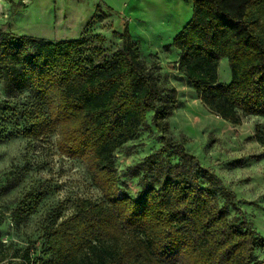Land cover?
Instances as JSON below:
<instances>
[{
	"label": "trees",
	"instance_id": "16d2710c",
	"mask_svg": "<svg viewBox=\"0 0 264 264\" xmlns=\"http://www.w3.org/2000/svg\"><path fill=\"white\" fill-rule=\"evenodd\" d=\"M192 1L193 14L171 43L176 69L227 123L240 124L243 113L264 117V0ZM119 37L121 45L98 62L88 36L52 41L0 29L2 89L10 97L27 93L24 104H0L20 117L12 135L39 141L55 134L58 152L85 162L101 191L99 201L77 198L70 216L60 219L55 211L43 229L44 264H264L255 252L264 248V235L244 217L234 193L183 140L169 136L176 88L159 84L126 27ZM222 58L228 83L219 81ZM149 113L164 144L137 164L143 190L131 198L120 194L114 156L138 137ZM162 154L177 161L153 163ZM150 171L156 185L146 181ZM17 184L8 177L0 193ZM219 196L236 210L233 219ZM40 198L23 195L13 211L16 224ZM11 260L36 264L29 248Z\"/></svg>",
	"mask_w": 264,
	"mask_h": 264
},
{
	"label": "rangeland",
	"instance_id": "374dc122",
	"mask_svg": "<svg viewBox=\"0 0 264 264\" xmlns=\"http://www.w3.org/2000/svg\"><path fill=\"white\" fill-rule=\"evenodd\" d=\"M0 1L11 6L5 18L7 26L13 22L16 25L32 22L31 29L53 41L88 36L95 46L98 62L121 45L119 34L126 27L138 43L141 57L158 73L159 84L176 88L177 102L168 119L169 136L172 140H183L185 149L218 175L234 193L244 217L259 235H264V117L243 113L240 124L227 123L202 104L175 66L179 55L171 44L172 39L191 18L192 0ZM24 6L29 11L21 14L18 10ZM44 22L52 24L51 27H43ZM218 68L219 81L228 83L231 74L227 58L220 60ZM26 95L23 92L10 97L0 84V104H24ZM12 113L0 110V188L8 177L18 179L17 185L0 193V264H8L26 248L36 264H44L43 229L55 211L60 210V219L70 216L77 198L99 201L101 191L93 184L85 162L58 152L55 134L39 141L12 135L16 120L20 119L18 114L13 118ZM4 115H7L5 119ZM151 116L149 113L138 137L119 148L114 156L120 194L126 193L131 198L143 190L144 171L137 164L164 144L161 131L151 124ZM161 158L172 164L177 161L175 155L162 154L153 163ZM155 179L156 174L150 171L146 181L156 185ZM201 183L206 184L204 178ZM27 192L40 194L41 198L33 213L16 224L13 211ZM219 203L226 205L229 219L237 215L223 196H219ZM255 252L263 261L264 248Z\"/></svg>",
	"mask_w": 264,
	"mask_h": 264
},
{
	"label": "crops",
	"instance_id": "0c3cea01",
	"mask_svg": "<svg viewBox=\"0 0 264 264\" xmlns=\"http://www.w3.org/2000/svg\"><path fill=\"white\" fill-rule=\"evenodd\" d=\"M27 1V0H25ZM79 3H83V2H86L84 0H81V2L79 0H77ZM98 3L101 2L100 0H97ZM12 5V4H11ZM11 6H10V3H7V4H3L1 1H0V29H4V30H10L11 32H16L18 34H21V35H30V36H34V37H39V38H45V39H48L47 37L45 36H41L40 34H38L37 32H35L34 29H31V26L33 25V23L31 22H28L26 25H16L15 22H13V24H10L9 26H7V22H5V18H8V13L9 10H10ZM49 10V9H48ZM19 12H21V14L29 11L28 7L25 6L24 7H21L19 10ZM32 11V10H30ZM43 27H51L52 24H48L46 22H44V24H42ZM28 26H30L28 28ZM50 40V39H48ZM53 41V40H52Z\"/></svg>",
	"mask_w": 264,
	"mask_h": 264
}]
</instances>
